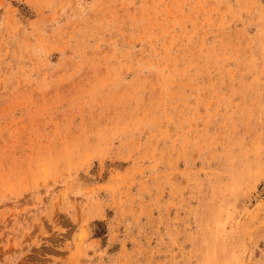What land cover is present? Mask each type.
I'll list each match as a JSON object with an SVG mask.
<instances>
[{"label": "rangeland", "instance_id": "1", "mask_svg": "<svg viewBox=\"0 0 264 264\" xmlns=\"http://www.w3.org/2000/svg\"><path fill=\"white\" fill-rule=\"evenodd\" d=\"M0 264H264V0H0Z\"/></svg>", "mask_w": 264, "mask_h": 264}]
</instances>
